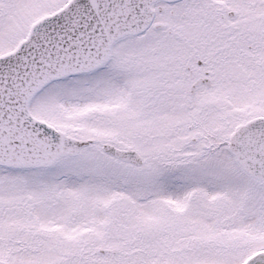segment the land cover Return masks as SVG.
Here are the masks:
<instances>
[{"label": "snow or ice", "instance_id": "obj_1", "mask_svg": "<svg viewBox=\"0 0 264 264\" xmlns=\"http://www.w3.org/2000/svg\"><path fill=\"white\" fill-rule=\"evenodd\" d=\"M0 264H264V0H0Z\"/></svg>", "mask_w": 264, "mask_h": 264}]
</instances>
